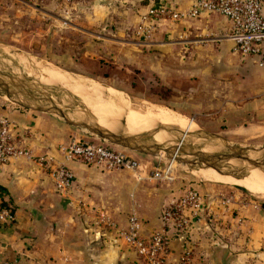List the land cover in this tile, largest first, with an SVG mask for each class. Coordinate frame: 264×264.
I'll return each instance as SVG.
<instances>
[{"label": "crops", "instance_id": "obj_1", "mask_svg": "<svg viewBox=\"0 0 264 264\" xmlns=\"http://www.w3.org/2000/svg\"><path fill=\"white\" fill-rule=\"evenodd\" d=\"M191 1L92 0L90 7L103 6L102 10H108L109 29L116 32L117 38L130 39L135 55L137 51L144 55L146 69L158 75L160 70L173 72L172 77L179 80L177 92L190 95L187 99L195 108H212L224 120L223 129L249 134L262 131L264 70L255 65L254 56L241 57L232 52L227 19L206 13L189 20L163 21L156 25L147 43L134 39L133 26L147 6L164 3L182 9ZM260 1L264 16V0ZM107 24H98L97 33L102 35L100 30ZM185 84L191 88L182 92L180 87ZM0 108L15 125L14 143L26 151V157L11 159L0 169V190L11 206L13 218L0 224V264L137 263L139 259L121 242L116 229L124 227L128 215L133 213L144 234L157 230L158 213L174 192L173 183L155 180L147 172L136 179L124 169L106 171L69 161L72 187L68 193H58L50 173L35 159L46 156L60 160L58 145L71 139V130L46 113L7 105ZM149 164L150 169L156 166ZM194 184L214 198L208 216L211 221L204 223L213 234L200 238L203 227L192 236L197 244L198 263L264 264V200L250 198L238 188ZM222 195L229 198L227 207L217 204ZM216 238L221 240L215 241ZM166 239L165 260L175 264L183 239L179 235L169 237L168 233Z\"/></svg>", "mask_w": 264, "mask_h": 264}, {"label": "rangeland", "instance_id": "obj_2", "mask_svg": "<svg viewBox=\"0 0 264 264\" xmlns=\"http://www.w3.org/2000/svg\"><path fill=\"white\" fill-rule=\"evenodd\" d=\"M91 2L92 0H90ZM90 3L88 0H0V72L22 81L19 90L23 92V94H16L14 87L8 85V92L13 94L18 101L11 100L5 95V92L0 90V106L7 105L21 111L30 110L32 113H43L28 109V107L49 105V102L44 99L48 97L68 115L69 119L86 122L84 112L95 118L78 97L66 91L60 84L38 81L25 71V67H30L40 73L42 70L54 69L55 67L54 70L58 69L59 72H65L63 74H66L71 80L81 78L88 84L100 86L105 93L115 94L118 92L125 103L134 110H142L152 105L166 106V108L176 110L191 120L192 126L197 130L216 133L232 144L256 147L264 145V129L252 134L239 130L227 131L223 129L224 126L221 127V121L224 120L212 108L209 106L201 109L195 108L193 102L187 99L190 95L177 92L179 80L172 77L173 72L164 73L160 70L158 75L148 71L144 55L139 51L135 55L136 50L129 44L130 39L117 38L116 32L109 29L110 25L107 23L111 19L108 10H102L101 7L103 6L97 8L91 5L90 7ZM112 16H116V14ZM98 24H107L100 30L103 32L102 35L96 31L97 28H100ZM84 29H88L90 33ZM137 42L139 43V41ZM135 56H137V60H135ZM36 61H38L37 64H35ZM152 76L153 79H151ZM88 84H85L84 88L89 87ZM168 84H172L173 87H168ZM189 88L191 87L185 84L184 87H180V90L183 92ZM182 100L187 101L183 102ZM90 103L96 105L94 101H90ZM196 104L197 102H195ZM104 109L113 114L106 107ZM50 116L71 130V139L84 137V135L92 137L84 130L67 125L61 118ZM107 121L111 125H116L110 118ZM117 122L122 124L123 121L119 118ZM172 139L175 140L176 136H173ZM187 139L189 138L184 139V141L191 143ZM198 141L214 146L213 151L206 153L224 150L220 145L207 138H198ZM192 143L195 145L193 141ZM132 154L139 158L141 163L146 164L144 172L150 169V162L160 167L170 165L171 174L174 176L171 181L174 187L171 188V191H176L182 186L181 183H187L189 180L192 183L204 182L238 188L248 194L250 198L264 200V197L254 195V193L250 194L249 191L234 184L231 179L224 177V175L222 177L214 176L212 171L198 169L195 165L187 166L143 153L133 152ZM250 157L259 158L260 152L250 153ZM228 164L229 166L221 168V171L226 175L233 174V176L240 177L249 170V167L240 160L233 159ZM207 172L210 174L207 175ZM224 196L226 195H222V197ZM208 200L212 206L214 198L209 197ZM210 219L205 217L200 222L201 226H197L195 231L197 235L204 227L203 235L201 234L202 237L200 236V238L213 234L210 226L204 224L210 223ZM220 238H216L215 241H220Z\"/></svg>", "mask_w": 264, "mask_h": 264}, {"label": "built area", "instance_id": "obj_3", "mask_svg": "<svg viewBox=\"0 0 264 264\" xmlns=\"http://www.w3.org/2000/svg\"><path fill=\"white\" fill-rule=\"evenodd\" d=\"M206 13H217L227 19V37L233 43L232 52L241 57L254 56L255 65L264 70V16L260 0H192L182 9L164 3L152 4L138 14L132 35L139 43H147L159 22L189 20ZM14 127V123L0 111V169L11 159L26 157V151L14 143ZM58 151L61 154L60 160L46 156H38L35 159L41 168L50 173L54 189L58 193H68L72 187L73 174L67 166L69 161H78L106 171L125 169L131 171L136 179L141 178V173L146 174V164L141 163L133 152L108 145L96 137L84 135L70 139L60 143ZM147 172V175L155 180L170 182L174 179L170 165H156ZM181 185L177 188L180 190L170 193L161 206L157 216V230L144 234L139 219L133 213L128 215L124 227L116 229L121 242L132 249L139 259L134 264H167L163 237L169 232H176L183 239L175 264H199L197 244L192 240V236L197 226H201L200 222L211 214L210 204L207 202L209 197L189 180ZM3 198L0 190V224H7L13 219L12 211L2 206ZM228 200V196H221L217 204L227 207ZM2 264L12 262L4 261Z\"/></svg>", "mask_w": 264, "mask_h": 264}, {"label": "water", "instance_id": "obj_4", "mask_svg": "<svg viewBox=\"0 0 264 264\" xmlns=\"http://www.w3.org/2000/svg\"><path fill=\"white\" fill-rule=\"evenodd\" d=\"M8 85L14 87L16 94H23L19 90L22 86V81L0 72V90L3 92L8 91ZM44 99L49 102V105L30 106L28 109L38 110L48 115L59 117L67 125L84 130L90 136L96 137L108 145L123 148L134 153L164 158L168 161H175L187 166L195 165L198 169L211 168L222 174L224 173L221 171V168L229 166L228 162L236 159L245 163L249 167L248 169H258L264 174V145L256 147L232 144L216 133L205 130L196 129L189 133L180 134L177 129L169 126H154L149 130L143 131L142 137H139L136 133H128L124 130L110 131L100 126L96 122V119L87 112H84L86 122L69 119L68 115L60 107L56 106L50 98L45 97ZM160 131H164L172 137L176 136V139H172L169 142L157 143L152 139V136ZM186 138H189L187 140L191 143L184 141ZM198 138H207L213 141V143L220 145L224 150L206 153L202 151V145H206L205 143H195V145L192 143L193 140H198ZM173 141L175 142L170 144ZM254 152H260V157L256 159L250 157V153ZM246 174L240 175V177Z\"/></svg>", "mask_w": 264, "mask_h": 264}, {"label": "bare ground", "instance_id": "obj_5", "mask_svg": "<svg viewBox=\"0 0 264 264\" xmlns=\"http://www.w3.org/2000/svg\"><path fill=\"white\" fill-rule=\"evenodd\" d=\"M21 57H22V54H21ZM30 61H32V59ZM5 62H6V59H5ZM37 62L38 61H36L35 64H37ZM41 64H44V63H41ZM25 68H26L25 69L26 73H28L33 78L38 79V81H43L46 83H58L66 91L71 93L73 96L78 97L87 107L89 112L94 115L96 122L103 128H106L110 131L124 130L125 132H128V133H136L139 137H142L143 131L149 130L153 128L154 126L173 127L177 129L180 134L189 133L197 129L192 126L191 120L187 119L183 114L176 112V110L173 111L169 108H166V106L162 107L158 105H152L149 107L145 106L146 108L142 110H134L130 108L127 103H125L122 96L118 92L116 93L114 92L115 94H113L107 91L108 93H105L102 90V88H100V86L97 87L93 84H88L87 82L83 81L84 79L81 80V78L80 79L72 78L73 80H71L68 76H66V74H63L65 72L63 73L59 72L57 71L58 69L54 70L55 67L54 69L42 70L40 73L34 71L30 67H25ZM85 84H88L90 86L87 88H84ZM5 95H7V97L13 101H16V102L18 101V99L8 91L5 92ZM90 101L96 102L95 103L96 105L91 104ZM101 104L104 107H106L108 110L112 111L113 114L107 112ZM107 117L110 118L111 121H114L113 123L116 125H111L110 123H107L109 122L107 121L108 120ZM119 118L123 120L122 124L117 122ZM152 139L157 143H164V142L171 141L172 136H170L164 131H160V132L155 133L152 136ZM193 142L196 144L202 143L199 141L197 142V140H193ZM214 149H215L214 146L210 144L202 145V151L204 152H211ZM202 170L212 171V174L218 177H222L224 175V177L231 179L234 184H237L243 187L244 189H246L247 191H249L250 194L254 193V195L256 194L261 197H264V181H263L264 174L258 169H252V168L249 169L247 174L244 175L243 177L242 176L236 177V176H233V174L226 175V174L218 173L214 169H211V168H202ZM209 174L210 173L207 172V175Z\"/></svg>", "mask_w": 264, "mask_h": 264}, {"label": "trees", "instance_id": "obj_6", "mask_svg": "<svg viewBox=\"0 0 264 264\" xmlns=\"http://www.w3.org/2000/svg\"><path fill=\"white\" fill-rule=\"evenodd\" d=\"M1 204H2V206L7 207L11 211V206L9 205V202L6 199L3 198L1 201ZM168 235H169V237H174V236H177V233L176 232H172V233L169 232ZM166 236H167V234H165L163 237V243L165 245H166V241H167Z\"/></svg>", "mask_w": 264, "mask_h": 264}]
</instances>
